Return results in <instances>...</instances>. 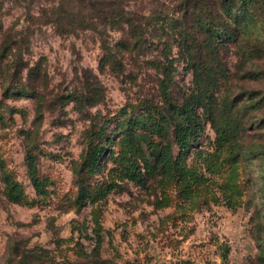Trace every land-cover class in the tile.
<instances>
[{
    "label": "rangeland",
    "instance_id": "obj_1",
    "mask_svg": "<svg viewBox=\"0 0 264 264\" xmlns=\"http://www.w3.org/2000/svg\"><path fill=\"white\" fill-rule=\"evenodd\" d=\"M184 1L0 0V47L22 60H0V264H264V78L210 43L215 124L196 107L181 130L167 100L193 93Z\"/></svg>",
    "mask_w": 264,
    "mask_h": 264
},
{
    "label": "trees",
    "instance_id": "obj_2",
    "mask_svg": "<svg viewBox=\"0 0 264 264\" xmlns=\"http://www.w3.org/2000/svg\"><path fill=\"white\" fill-rule=\"evenodd\" d=\"M182 3L183 5L180 7L182 19L178 22L185 26L186 22H188V16L191 15L193 23L190 31L187 27H184L181 34L184 42L183 45L188 52V66L192 70L193 93L186 98L185 110H181L177 106L170 104L169 98L167 102L170 118L181 120V130H189L190 134L194 136V129L197 127L196 120L194 119L196 107H200L203 113L208 114V119L212 125L215 124L211 116L212 108L200 100L204 98L206 102L211 103L217 94L215 91L218 84L214 80L216 75L203 64L204 59L201 56L204 52H209L210 43L222 39L232 41L238 48L240 54L239 61L243 69H246L245 73L264 78V69L261 70L258 66L260 62L264 63V44L259 39L254 38L251 31V26L256 24L255 20H257L258 16L264 18V0H221L218 6L209 8L196 4L191 8L189 0H185ZM128 17L124 15L123 17L120 16L117 22L126 24L131 28L133 21ZM0 48V60L10 65L8 68L13 65L16 67L18 63H22V60L19 58L20 53H12L13 48L20 51L18 44L13 43L12 40H6ZM11 57L14 58L11 59ZM161 70L164 77L162 89L166 94L169 84L173 82L172 63L167 61L165 64H162ZM0 72L3 73V71ZM5 78H7V75H5ZM222 104L225 105V111L231 108L227 101H224ZM229 124L231 125L233 122L230 121ZM188 144V141L180 142L183 151L187 149ZM148 148L152 156L156 157V163H163L164 155L159 152L158 145L149 144ZM27 164L31 171L30 161ZM33 183L36 184L35 181ZM262 189L264 191V184L262 185ZM97 236L96 248L99 247L101 240L99 231Z\"/></svg>",
    "mask_w": 264,
    "mask_h": 264
}]
</instances>
